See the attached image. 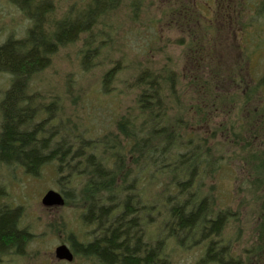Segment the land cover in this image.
Instances as JSON below:
<instances>
[{
  "label": "trees",
  "instance_id": "16d2710c",
  "mask_svg": "<svg viewBox=\"0 0 264 264\" xmlns=\"http://www.w3.org/2000/svg\"><path fill=\"white\" fill-rule=\"evenodd\" d=\"M8 2L29 27L24 36L9 37L0 44V165H15L24 174L36 176L43 166L52 164L57 180L72 192L79 188L80 220L90 228L92 239L80 243L68 235L74 254L97 264H171L174 250L187 252L201 246L197 264H240L230 252L229 241L222 238L233 213L216 210L213 187L203 191L205 179L215 174L223 158L212 154L202 139L185 135L187 121L180 112L174 72L142 70L137 75L136 115L128 112L112 121L109 136L115 144L104 136L90 135L89 125L79 127L64 118L61 98L47 95V103L36 87L58 50L82 35H87V46L81 67L93 64L99 50L113 40L111 33L101 29V19L120 0H90L81 9L70 7L67 15L54 21V7L48 0ZM112 74L110 70L103 76L102 90L114 78ZM259 83L264 86V75ZM246 105L242 100L241 108ZM252 118L264 127V108L259 116L253 110ZM229 134L239 138L234 129ZM245 163L251 170L250 163ZM253 167L254 179L248 185L259 203L262 194L253 188H264V157ZM162 177L168 179L163 194ZM153 184L158 190L150 200L143 186ZM20 215L19 208L0 206V253L19 255L31 239L20 224ZM259 216V239H264V212Z\"/></svg>",
  "mask_w": 264,
  "mask_h": 264
},
{
  "label": "rangeland",
  "instance_id": "374dc122",
  "mask_svg": "<svg viewBox=\"0 0 264 264\" xmlns=\"http://www.w3.org/2000/svg\"><path fill=\"white\" fill-rule=\"evenodd\" d=\"M48 1L54 7V21L67 15L70 7L81 9L90 0ZM263 1L120 0L101 19V29L111 33L113 40L99 50L93 64L81 67L82 50L87 46V35H82L58 50L36 85L47 103V95L61 98L64 118L79 127L89 125L90 135L104 136L115 144L109 136L112 121L128 112L136 115L137 75L142 70L174 72L180 112L187 121L185 135L202 139L212 154L223 158L215 174L205 179L203 191L213 187L216 210L233 213L222 238L229 241L231 254L243 264H264V239H259L264 188H253L262 194L256 203L248 185L254 179L250 175L255 173L253 166L264 157V127L252 120V111L259 116L264 108V86L259 83L264 75ZM28 27L16 7L0 0V44L9 37L24 36ZM110 70L115 79L102 90V78ZM242 100L247 102L243 109ZM231 129L239 134V144L229 134ZM57 179L52 164L43 166L36 176L24 174L15 165H0V206L19 208L20 224L32 236L19 255L0 253V264H97L70 249L68 235L80 243L88 242L92 235L80 220L79 188L72 192ZM167 182L162 177V194L167 192ZM156 190L155 184L143 186L150 200ZM49 191L60 196L61 206L41 204ZM59 246L72 251L70 262L55 258ZM201 253V246L187 252L174 250L171 264H197Z\"/></svg>",
  "mask_w": 264,
  "mask_h": 264
},
{
  "label": "water",
  "instance_id": "95a60500",
  "mask_svg": "<svg viewBox=\"0 0 264 264\" xmlns=\"http://www.w3.org/2000/svg\"><path fill=\"white\" fill-rule=\"evenodd\" d=\"M41 204L44 207L61 206L63 204V201L61 200L59 195L52 191H49L42 198ZM55 258L60 261L65 260L67 262H70L72 260V256L65 246H59L55 250Z\"/></svg>",
  "mask_w": 264,
  "mask_h": 264
},
{
  "label": "flooded vegetation",
  "instance_id": "af4514ba",
  "mask_svg": "<svg viewBox=\"0 0 264 264\" xmlns=\"http://www.w3.org/2000/svg\"><path fill=\"white\" fill-rule=\"evenodd\" d=\"M184 10H182L181 12L183 13Z\"/></svg>",
  "mask_w": 264,
  "mask_h": 264
}]
</instances>
